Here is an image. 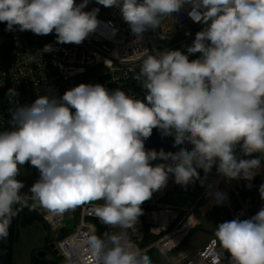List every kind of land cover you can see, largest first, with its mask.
<instances>
[{"label":"clouds","instance_id":"clouds-1","mask_svg":"<svg viewBox=\"0 0 264 264\" xmlns=\"http://www.w3.org/2000/svg\"><path fill=\"white\" fill-rule=\"evenodd\" d=\"M89 2L0 0V23L8 32L55 33L59 44L80 45L99 23V7L85 11ZM96 3L117 9L137 41L186 5L189 17L203 27L183 46L186 53L144 49L134 77L142 97L80 83L62 96L49 89L31 104H21L16 88L7 90L12 107L9 127L0 130V240L7 239L13 218L24 208L40 206L60 215L103 201L97 217L119 231L89 237L97 264H151L130 242L128 230L143 214L141 205L167 185L170 174L181 187L197 180L204 186L215 166L227 180L244 179L251 188L264 168V0ZM51 51L46 44L30 59ZM196 53L200 56L190 60ZM153 129L173 137V147H191L147 149ZM26 163L39 172L29 194L21 192L25 185L17 179ZM258 191L264 201V183ZM207 195L215 205L228 202L227 193L211 183ZM215 237L221 251L213 264H220L225 253L227 264H264V206L250 218L216 225Z\"/></svg>","mask_w":264,"mask_h":264},{"label":"built area","instance_id":"built-area-1","mask_svg":"<svg viewBox=\"0 0 264 264\" xmlns=\"http://www.w3.org/2000/svg\"><path fill=\"white\" fill-rule=\"evenodd\" d=\"M81 0H77V3ZM99 7L97 19L99 21L95 32L89 35L80 45L59 44L55 33L38 36L31 31H12L10 39V59L7 65L0 64V91L4 88L15 87L18 100L21 104H31L38 95H44L49 89L56 94L63 93L80 83H100L107 89L119 88L126 94L139 97L138 90H142L134 79L144 58V49L163 50L180 49L186 53L184 45H190L196 32L202 25L194 22L188 15L191 7L186 5L181 12L173 13L167 18L161 29L149 30L144 33L143 39L135 40L130 29L119 11L114 8H105L90 0L85 11ZM186 29L188 35H181L173 40L172 32ZM163 39H170L167 43L161 41L157 44L153 35L159 34ZM51 44L52 51L42 53L41 57L35 55L44 45ZM200 56L199 53L189 56L190 60ZM107 79L102 80L103 77ZM10 114L0 110V130L9 127ZM204 178V172H200ZM213 184L216 190L227 193L230 219L240 217L247 219L255 215L264 206L258 187L252 180V187H247L248 181L244 179L227 180L216 171L213 166L207 176L205 185L196 181L198 194L188 204L178 205L169 203H143V214L138 217L136 225L128 230V239L143 254L151 250L157 251L161 257L159 264H213L215 256L220 252L216 237H212L203 247L191 256L185 254L181 247L193 229L200 222L197 207L206 200L205 213H213L215 204L207 195V184ZM29 202L31 200L29 198ZM103 203H84L75 209L56 215L43 207L37 206L35 213L53 232V239L64 264H97L93 257L87 240L91 235L99 236L95 221L99 220L96 208ZM67 221H72L70 227ZM100 221V220H99ZM108 233L118 232V228L105 225ZM67 233L61 235V230ZM155 235V239L143 244L146 232ZM3 261V252L0 246V264ZM223 263V257L220 258Z\"/></svg>","mask_w":264,"mask_h":264},{"label":"rangeland","instance_id":"rangeland-1","mask_svg":"<svg viewBox=\"0 0 264 264\" xmlns=\"http://www.w3.org/2000/svg\"><path fill=\"white\" fill-rule=\"evenodd\" d=\"M5 28L6 24L0 23V53L2 52L4 45L8 43L11 39V32L5 31ZM186 33H188L186 29L180 32H172V37L174 38L173 40L180 38L182 34L186 35ZM160 37V33L153 35V40L157 44L160 41L162 43H167L170 40L161 39ZM258 175L261 176L262 183H264V168H262L256 176ZM256 176L254 178H256ZM38 178V170L35 167L31 166L30 163H26L21 166V174L17 177V179L23 181L25 185V187L21 189V192L29 194V189L31 185ZM198 192V189L193 193L173 191L169 195H174V197H170V200L176 202L175 204L185 205L188 202L187 200L191 199L193 201L196 198L195 196L198 194ZM101 202L103 203V201ZM205 204H207V201L203 200L198 205L196 210H202V213H198V217L201 222L198 228L193 229L190 236L186 239L185 243L181 247L183 252L185 254H188L189 256L195 254L200 246L205 244L212 235H215L216 225L224 221L231 220L229 210L225 205H216L215 211L206 215L203 212V207ZM71 224H73L72 221H67V225L69 227ZM16 232L17 239L14 244V254L11 264H33L32 260L34 256L37 257L39 252H47L46 250H44V248L51 241H48L47 239V232L41 220H35L33 223L28 224L26 226H22L21 224H19L16 229ZM51 233L53 232L51 231ZM50 239L54 241L53 234L50 235ZM226 255L227 254L225 253L223 256L224 259ZM58 258L59 257H56L52 253L47 252L41 260L47 264H56L58 262ZM61 263L64 264L62 258Z\"/></svg>","mask_w":264,"mask_h":264},{"label":"trees","instance_id":"trees-1","mask_svg":"<svg viewBox=\"0 0 264 264\" xmlns=\"http://www.w3.org/2000/svg\"><path fill=\"white\" fill-rule=\"evenodd\" d=\"M10 48H11V45H10V41H9L8 43H6L4 45L2 52L0 53V64L1 65H7L8 64V61L10 59ZM8 89L9 88H4L0 91V110L4 111L6 114H9V108L12 107L11 105L8 104V101H7L6 96H5ZM138 96L139 97L143 96L142 90H138ZM173 140H174V138L171 136L162 137L159 130L153 129L152 136L145 141V147L147 149H156V150H160L161 148H163L165 151H171V152L178 151L179 147H189V148L191 147L190 145H182V146L173 147ZM237 152H239V148H237ZM241 156H242V154H241ZM256 156H258V154H253V157H251V158H254ZM242 158L248 159L250 157L242 156ZM202 171H203V169H198L199 173ZM260 177H261L260 175L256 176V180H255L256 183H258L260 181ZM197 189L198 188L196 186V182L194 184L188 185L187 188L181 187L180 185L176 186V190L181 191V192L193 193ZM35 220H41L42 221V219L35 213L34 210L30 211L28 208H24L23 210L19 211L18 214L13 218L11 227L9 229V236L7 237V239L0 240V246H1L2 252H3L2 264H11L12 263L13 254H14V244H15V241L17 239L16 229H17L18 225L21 224L22 226H26L28 224L33 223ZM95 223H96L98 230H99V236H103V234L105 232H107V228H106L105 224H103L99 220L95 221ZM43 224H44V222H43ZM44 227H45L46 232H47L48 241H52V239H50V235L52 234L50 228L46 224H44ZM66 233H67L66 229L61 230V235H65ZM146 243H148V242H146ZM143 244H145V242ZM151 252H153V250H151ZM32 261H33V264H47V263L43 262L42 260H40L36 256L33 257ZM227 261H228V256L226 255L225 259L223 258V263L227 264ZM56 264H62L60 257L58 258V262Z\"/></svg>","mask_w":264,"mask_h":264},{"label":"crops","instance_id":"crops-1","mask_svg":"<svg viewBox=\"0 0 264 264\" xmlns=\"http://www.w3.org/2000/svg\"><path fill=\"white\" fill-rule=\"evenodd\" d=\"M160 162H162V161H155V162H153V164H155V163H160ZM255 180H256V178H254L253 179V181L255 182ZM256 183V182H255ZM262 184V178L260 177V181L258 182V183H256V185H257V187L259 188V186ZM176 186H177V184H175L174 183V177L170 174L169 175V180H168V182H167V185L163 188V189H161V190H159V191H156V192H154L153 193V196H152V198L150 199V200H147V201H145L144 203H151L153 200H154V202L157 204H159V203H169V204H175L176 202H173L172 200H170V197H174V195H169L171 192H173V191H177L176 190ZM30 198V197H29ZM188 202L186 203V204H188V203H190L192 200L191 199H189V200H187ZM89 203V202H88ZM90 203H102L101 201H95V202H90ZM205 207H203V212L205 213ZM198 213L200 214V213H202V210H199V211H197V215H198ZM201 222V221H200ZM200 222H199V224H200ZM199 226V225H198ZM198 226L196 227V228H198ZM212 236H215V235H212ZM212 236L208 239V241L212 238ZM155 239V235L154 234H151L150 232H146V234H145V240H144V242H145V244H148V243H151L153 240ZM207 241V242H208ZM146 242H148V243H146ZM206 242V243H207ZM205 243V244H206ZM205 244H203L202 246H200V247H203ZM199 247V248H200ZM198 248V249H199ZM151 252V251H150ZM147 252V253H145L149 258H150V260H151V264H159L160 262H161V257L159 256V254L157 253V251H155V250H153V252ZM197 252V251H196ZM188 255V254H187Z\"/></svg>","mask_w":264,"mask_h":264},{"label":"water","instance_id":"water-1","mask_svg":"<svg viewBox=\"0 0 264 264\" xmlns=\"http://www.w3.org/2000/svg\"><path fill=\"white\" fill-rule=\"evenodd\" d=\"M107 78H108V76H105V77H103L102 80H105ZM49 249L52 250V254L53 255H55L56 257H60V254H59V251H58V249L56 247V243L55 242H51L49 244ZM46 253L47 252H39L37 257L41 260L46 255Z\"/></svg>","mask_w":264,"mask_h":264},{"label":"flooded vegetation","instance_id":"flooded-vegetation-1","mask_svg":"<svg viewBox=\"0 0 264 264\" xmlns=\"http://www.w3.org/2000/svg\"><path fill=\"white\" fill-rule=\"evenodd\" d=\"M51 242H55V241H51ZM51 242H50V243H51ZM50 243H48V244L45 246V248H44V250H46L48 253H52V250L49 249V244H50Z\"/></svg>","mask_w":264,"mask_h":264}]
</instances>
